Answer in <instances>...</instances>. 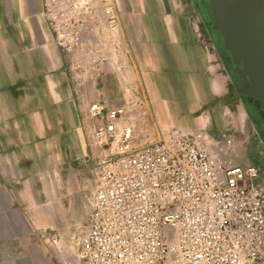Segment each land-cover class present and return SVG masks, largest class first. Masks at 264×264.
Returning a JSON list of instances; mask_svg holds the SVG:
<instances>
[{
  "label": "crops",
  "instance_id": "obj_1",
  "mask_svg": "<svg viewBox=\"0 0 264 264\" xmlns=\"http://www.w3.org/2000/svg\"><path fill=\"white\" fill-rule=\"evenodd\" d=\"M42 1L0 0V264L79 263L55 245L90 203L100 154L88 107L102 98L140 100L145 111L132 108V121L153 138L171 127L207 131L245 163L231 164L255 166L264 180V142L233 114L198 0H116L122 50L78 91Z\"/></svg>",
  "mask_w": 264,
  "mask_h": 264
},
{
  "label": "built area",
  "instance_id": "obj_2",
  "mask_svg": "<svg viewBox=\"0 0 264 264\" xmlns=\"http://www.w3.org/2000/svg\"><path fill=\"white\" fill-rule=\"evenodd\" d=\"M72 87L94 83L121 52L116 0H43ZM139 99V98H138ZM140 100L92 102L99 150L78 264H264V180L197 130L138 131Z\"/></svg>",
  "mask_w": 264,
  "mask_h": 264
},
{
  "label": "water",
  "instance_id": "obj_3",
  "mask_svg": "<svg viewBox=\"0 0 264 264\" xmlns=\"http://www.w3.org/2000/svg\"><path fill=\"white\" fill-rule=\"evenodd\" d=\"M235 99L264 114V0H200ZM255 116H257L254 113ZM262 130L264 131V118Z\"/></svg>",
  "mask_w": 264,
  "mask_h": 264
},
{
  "label": "rangeland",
  "instance_id": "obj_4",
  "mask_svg": "<svg viewBox=\"0 0 264 264\" xmlns=\"http://www.w3.org/2000/svg\"><path fill=\"white\" fill-rule=\"evenodd\" d=\"M206 18H207V16H206ZM212 42L215 43V46H216V42L214 39H212ZM230 89L232 90V87H230ZM234 106H236V107L234 108L233 114L236 117H239L241 125L244 126V128H245L244 132H248V133L251 132V133H255L256 135H259L257 123H255L249 117V115L247 113V107H246V104L244 103L243 99L237 100ZM231 115H232V113L230 112V114L229 113L227 114V117H229ZM197 131H199V130H197ZM201 132L207 134L210 138H212L211 135L207 131H201ZM212 139L215 140L214 138H212ZM234 139L237 142V136ZM227 156H228L229 160L233 161L236 164L237 163L239 165L245 164V163H242L240 161H236L237 159H235L232 152H229L227 154ZM84 191L87 192V188L84 189ZM88 206H90V203ZM88 206L85 207V209H83L81 221H79L78 223L72 224V226L70 228L71 229L70 232H72L71 235L66 240L65 239L62 240L61 237H60L61 240L58 238V243L55 246H60L59 248H66L67 250H72L74 252H78L80 239H81V237H82V235L86 229L88 214H89V210H90V207H88Z\"/></svg>",
  "mask_w": 264,
  "mask_h": 264
},
{
  "label": "trees",
  "instance_id": "obj_5",
  "mask_svg": "<svg viewBox=\"0 0 264 264\" xmlns=\"http://www.w3.org/2000/svg\"><path fill=\"white\" fill-rule=\"evenodd\" d=\"M200 2V0H198ZM244 103L246 104V107H247V113L249 115V117L255 122L257 123V127H258V136L263 140L264 142V131L262 130V125H261V120L259 119V117H262L264 118V114L259 110L257 109L256 106H253L252 103H249L247 104V100L246 98H242ZM246 100V101H245ZM254 113L257 115L255 116Z\"/></svg>",
  "mask_w": 264,
  "mask_h": 264
},
{
  "label": "flooded vegetation",
  "instance_id": "obj_6",
  "mask_svg": "<svg viewBox=\"0 0 264 264\" xmlns=\"http://www.w3.org/2000/svg\"><path fill=\"white\" fill-rule=\"evenodd\" d=\"M213 36L215 37V35L213 34ZM234 98H235V95H234Z\"/></svg>",
  "mask_w": 264,
  "mask_h": 264
}]
</instances>
